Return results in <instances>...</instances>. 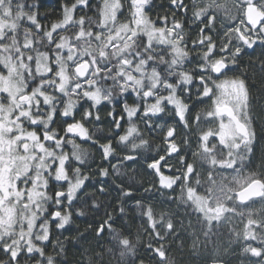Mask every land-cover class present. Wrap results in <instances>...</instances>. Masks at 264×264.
Segmentation results:
<instances>
[{"label":"snow or ice","instance_id":"snow-or-ice-1","mask_svg":"<svg viewBox=\"0 0 264 264\" xmlns=\"http://www.w3.org/2000/svg\"><path fill=\"white\" fill-rule=\"evenodd\" d=\"M97 2L99 7L95 8L92 0L61 4V19L45 27L40 23L35 0H0V67L7 73L0 72V264H56V256L46 255L38 244L49 240L48 217L58 218L60 228L69 222L70 211L62 209L65 203L72 207L77 191L89 179L79 167L69 175L66 162L70 156L64 151L71 145V158L81 164L87 156V151L71 138L92 140L84 124L75 119L83 103L91 102L95 108L102 102L111 104L117 98L124 99V116L116 119L114 113L109 115L117 129L126 119L129 127L119 135V143H130L135 151L146 150L149 142L132 123L134 117L151 128L153 120L174 116L187 129L191 107L186 101L203 103L207 98L212 101V109L206 116L219 117V126L198 137L199 152H191V156H199L213 168L238 171L237 164L243 167L252 151L256 130L249 115L246 81L220 77L233 71L246 49L258 43L264 47V0H168L170 11L157 14L155 21L147 14L153 8V0H128L127 8L121 0ZM233 8L238 16L232 14ZM89 11H94L97 19L88 16ZM125 12L127 17L121 22L119 17ZM218 17L226 22L219 32L214 31ZM189 20L196 27L191 46L200 50L195 56L188 51L185 40ZM157 22L162 26H157ZM193 61L195 69L183 70L186 62ZM261 67L264 69V64ZM128 94L136 98L133 105L126 102ZM167 106H171V113L166 112ZM81 116L82 120L100 119L98 113L87 108ZM57 117L62 121L59 129ZM200 120L197 114V127ZM155 127L165 132L164 147L148 156L151 162L146 166L158 176L159 183L169 189L180 186L182 197L203 214L209 225L219 221L224 212H234L235 209L224 207L212 188L208 189V196H201L190 186V178L195 177L197 185L200 181L193 163L182 154L190 147L188 139L176 142V126L165 123ZM217 136L226 150L219 159L214 152L216 146L208 144L210 137ZM130 138L139 139V143ZM99 148L105 159L114 157L110 141ZM121 159L136 158L126 155ZM173 159L179 168L170 165ZM162 169L179 174L165 175ZM98 171L102 176L109 174L108 169ZM50 181L53 186L66 182V191L52 187L49 194ZM233 182L242 188L236 193L239 201L256 197L264 200V178L250 175L241 181L233 177ZM210 183L215 184L211 177ZM219 191L225 199H232L227 195L231 188L220 186ZM124 194L130 196L131 192ZM147 216L154 240L165 239L158 228L167 234L175 231L172 221L165 220L163 214L156 220L149 209ZM257 225L264 230V221L258 224L257 220L248 219L246 239L264 241V236L253 231ZM119 243L125 246L122 257L133 251L127 238L119 239ZM59 248L63 252L62 245ZM147 250L160 258V264H173L163 244L153 247L150 243ZM244 251L264 256L261 248L249 246ZM34 254L42 259L36 260Z\"/></svg>","mask_w":264,"mask_h":264},{"label":"trees","instance_id":"trees-1","mask_svg":"<svg viewBox=\"0 0 264 264\" xmlns=\"http://www.w3.org/2000/svg\"><path fill=\"white\" fill-rule=\"evenodd\" d=\"M35 2L39 5L40 23L48 27L50 23L61 19L60 5L71 3V0H35ZM156 3L160 4L153 3L149 14L154 21L157 14L170 11L168 0H156ZM92 4L94 8L99 7L97 0H92ZM232 14L239 15L235 8L232 9ZM87 15L93 20L97 19L94 11H89ZM179 19L184 21L185 17L179 16ZM225 23L218 17L214 31L219 32L220 27ZM95 30L94 28L93 31ZM220 34L223 35L222 32ZM195 38L196 27L189 20L185 26V40L188 42V50L192 56L200 51L193 50L191 46V40ZM262 64H264V48L256 46L254 49H246L243 58L237 62L236 66H233L231 71L232 76L246 81L250 98L249 115L253 117L252 123L256 130L252 151L248 154L243 167L238 163V171H224L213 168L199 156L195 158L191 156V152H199L198 137L203 132L211 130L210 118L206 116L208 110L204 102L198 103L195 99L187 101L191 107V111L187 114L189 120L187 129L174 116H169L166 120H153L151 128L138 116L134 117L132 123L136 125L142 138L149 142V147L146 150L133 151L130 143L127 145L120 143L121 151L113 144L116 147L114 157L109 156L105 159L102 154L87 155L86 169L82 173L89 177L86 181L87 185L78 195L73 205L74 214L67 225L63 228L51 226L52 234L49 240L41 245L45 254L56 256V264H160V258L147 250L151 243L153 247L163 244L166 256L173 264H264V256L256 257L244 251L249 246L264 249L263 241L246 239L244 236L249 218L257 220L258 224L264 218V211L259 205L261 199L253 200L243 206L238 204L235 193L242 188L233 182V177L241 181L243 177L250 175L264 178V69L261 67ZM163 67L161 66V71ZM184 69L193 70L195 67L186 62ZM135 101L134 95H127L126 102L129 105H133ZM124 102V99L117 98L113 103L103 102L97 108L96 113L98 112L100 117L98 129L112 133L115 125L109 113H114L116 119H120L124 116L122 111ZM171 111L166 110L169 113ZM197 114L201 117L199 127L194 122ZM165 123L176 126L178 144L185 137L189 141L190 147L182 154L188 158L189 163L194 165L200 183L197 185L195 177L190 178V186L196 188L198 195L208 196V189L212 188L213 193L222 200L225 198L219 191L220 186L232 189L227 195L232 197L229 209H235V211H229L227 219L214 220L209 225L203 214L198 212L191 202H186L185 197H182L180 186L173 185L171 189L165 188L159 183L158 176L147 168V163L151 162L148 156L156 155L157 151L164 147L162 137L165 132L156 128L155 125ZM121 125V135H123V130L128 128L129 124L125 119L121 120ZM92 135L96 138L97 131L93 130ZM130 141L139 143V139L133 141L130 138ZM208 144L209 147L216 146L214 152L218 159L226 155V150L215 137H210ZM160 154L163 152L160 151ZM126 155H133L136 159L134 161L121 159ZM114 165L117 166L115 170ZM170 165L180 167L175 159L170 161ZM99 169H108V176L100 175ZM163 171L170 175L179 174L178 171L165 169ZM210 177L215 184L210 183ZM101 185L102 192L98 187ZM129 191L130 196L124 194ZM149 209L154 219L159 220L163 214L165 220L170 219L173 223L175 231L171 234L157 229L165 237L162 241H156L152 237L147 216ZM101 227L103 231H100ZM117 236L119 239L127 238L134 246L133 251L122 257L120 253L125 250V246L119 243ZM60 245L63 247V252H60ZM199 246H202L204 251L208 250V253H201ZM227 246L229 251L225 252ZM35 259L42 258L37 255ZM28 264H35V262L29 261Z\"/></svg>","mask_w":264,"mask_h":264},{"label":"flooded vegetation","instance_id":"flooded-vegetation-1","mask_svg":"<svg viewBox=\"0 0 264 264\" xmlns=\"http://www.w3.org/2000/svg\"><path fill=\"white\" fill-rule=\"evenodd\" d=\"M256 46H260L259 43L257 45H254L253 48H250V49H254ZM264 48V47H263ZM0 72H3V68L0 67ZM232 72H227L224 76H221V77H227V78H231V79H236L234 76H232ZM213 79H216V77L214 76ZM83 103V102H82ZM103 104V102L101 103V105ZM91 104V102H88V103H83V107L80 108L76 114H75V119L77 121H81L83 124H84V127L88 130V133L89 135L92 137V140L91 141H85V138L83 137H78V136H74V137H71L72 139L75 140V143L80 145V147L82 149H85L87 151V155L88 154H101V150L99 148V145L100 144H105V143H108L109 141L111 142V145L114 148H118L119 151H121V146H120V143H119V135L122 134V130L121 128L120 129H117V128H113L112 130V133L109 132V133H106L104 132V129H98V127L100 126V122L99 120H92L91 118L88 119V120H82V116H81V113L83 111V109L87 108V109H90L92 108L91 110L94 111V113H96V110L97 108H99V106H95V108H93V106ZM98 113V112H97ZM57 129H59V126L60 124L62 123V121L60 120V117H57ZM225 119H227L225 117ZM68 122H72L71 120H69ZM211 125V124H210ZM98 126V127H97ZM93 130L94 131H97V137L94 138V136L92 135L93 134ZM215 130V129H214ZM39 131V130H38ZM216 131V130H215ZM116 146H114V145ZM48 146V145H46ZM64 151L67 152L70 156V161L66 163V169L69 173V175L71 176L72 174V170L76 167H79L81 169V173L85 172V164H86V158L84 159V162L83 164H81L80 162H76L74 161V159L71 158V152H72V148H71V145H68L67 147L64 148ZM90 151V152H89ZM87 157V156H86ZM68 163H71V168L68 167ZM87 180H85V183L84 185L82 186V188L78 191V193L76 194V197H74L73 199V202H72V207L69 208L67 203L64 205V209H62V211H70L71 213V216H70V220L72 218V214H74V209H73V205L75 203V201L77 200V197L79 194H81L82 190L86 187L87 183H86ZM66 183H61V184H58V185H52V183H50V192L49 194H51V188L52 187H55L56 190H65L66 189ZM100 187V191L102 192L101 188H102V185L101 186H98ZM48 220L50 222V228L51 226H56V222H54V220L51 218V217H48ZM69 220V221H70ZM57 227V226H56ZM60 228V227H59ZM51 232H50V236H51ZM47 242V241H46ZM45 242V243H46ZM45 243H40L38 246L39 247H42L41 245L42 244H45ZM44 249V248H43ZM38 254H34V256H37Z\"/></svg>","mask_w":264,"mask_h":264},{"label":"rangeland","instance_id":"rangeland-1","mask_svg":"<svg viewBox=\"0 0 264 264\" xmlns=\"http://www.w3.org/2000/svg\"><path fill=\"white\" fill-rule=\"evenodd\" d=\"M121 3L122 4H124L125 5V8H127V6H128V0H121ZM153 3H155V4H157V5H159L160 3H156V0H153ZM157 5H155V6H157ZM154 6V7H155ZM151 11H152V9L150 10V11H148L147 12V14H148V16L151 18V16L149 15L150 13H151ZM126 17H127V12H125L124 13V15H122V16H120L119 17V19H120V21L121 22H124L125 21V19H126ZM230 23V22H229ZM157 26H162L159 22H157ZM189 51V50H188ZM188 65H191V66H193V67H196V63H195V61H193L191 64H189V63H187ZM185 69H186V67H185ZM184 69V70H185ZM188 69V68H187ZM3 72H4V74L6 75L7 73H6V71L3 69ZM220 79L221 80H225V79H231V78H227V77H220ZM217 82H219V81H217ZM214 91H216L215 89H214ZM165 95L167 94V93H164ZM187 102V101H186ZM204 106H206V108H207V110L209 111V110H211L212 109V101H210V100H208L207 98H205V100H204ZM166 110H172L171 109V106H167L166 107ZM210 118V123H211V130H213V131H215V130H217L218 129V126H219V122H220V118L219 117H217V118H211V117H209ZM224 122L225 123H227V119H225L224 118ZM215 129V130H214ZM216 139H217V141L219 142V138H218V136L217 137H215ZM67 163V162H66ZM165 175H170V174H167V173H164ZM50 183H51V181H50ZM61 183H66V182H61ZM65 187H67V185L65 186ZM65 191H66V189H65ZM79 191V190H78ZM78 191H77V193H78ZM230 200L231 199H222L221 200V203L224 205V207H226V208H228L229 209V203H230ZM66 204V203H65ZM259 205H260V207L263 209V211H264V200H261L260 201V203H259ZM228 214H229V211H227V212H224L222 215H221V218H220V220L219 221H223V220H225V219H227L228 218ZM46 215V214H45ZM262 221H264V218H263V220ZM40 221H38V223H39ZM54 222H56V226L57 227H59L58 225H59V219L58 220H54ZM67 225V224H66ZM65 225V226H66ZM49 227H50V222H49ZM253 231L256 233V234H260L261 236H264V230H262L258 225H257V227L256 228H254L253 229ZM46 241H44V242H41V243H45ZM264 242V241H263ZM40 244V243H39ZM38 244V245H39ZM198 245H200V243H198ZM228 245L229 246H232V244H230V243H228ZM200 248H199V250H200V252L201 253H204V254H207L208 253V250H206V251H204V249H202V246H199ZM229 251V249H228V246L227 247H225V252H228Z\"/></svg>","mask_w":264,"mask_h":264},{"label":"water","instance_id":"water-1","mask_svg":"<svg viewBox=\"0 0 264 264\" xmlns=\"http://www.w3.org/2000/svg\"><path fill=\"white\" fill-rule=\"evenodd\" d=\"M241 191V190H240ZM239 192V191H238ZM238 192H236V193H238ZM236 193H235V196H236ZM236 199H237V202H238V204H240V205H246V204H248L249 202H251V201H253V200H258V199H260V198H258V197H256V198H253L252 200H250V201H245V202H241V201H239V199L237 198V196H236ZM55 220H58V218L57 219H55Z\"/></svg>","mask_w":264,"mask_h":264}]
</instances>
